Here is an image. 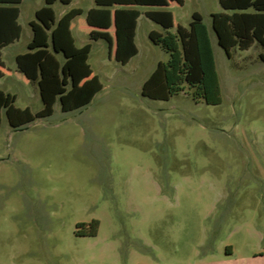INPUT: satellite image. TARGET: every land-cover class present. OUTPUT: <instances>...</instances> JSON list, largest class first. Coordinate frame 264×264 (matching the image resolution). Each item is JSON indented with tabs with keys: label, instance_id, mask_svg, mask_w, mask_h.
Wrapping results in <instances>:
<instances>
[{
	"label": "rangeland",
	"instance_id": "374dc122",
	"mask_svg": "<svg viewBox=\"0 0 264 264\" xmlns=\"http://www.w3.org/2000/svg\"><path fill=\"white\" fill-rule=\"evenodd\" d=\"M44 5H19L22 34L3 49L0 69V89L33 112L44 107L39 88L15 57L28 51ZM53 7L59 19L69 6ZM149 9H140L139 53L126 65L74 26L76 45L92 44L89 64L103 84L89 105L63 112L58 100L52 116L18 129L3 114L0 264H250L264 252V49L255 43L228 57L211 25L212 13L225 12L219 0L171 6L177 24L189 27L199 12L208 25L222 102H196L188 88L148 99L144 81L169 59L149 38L163 32Z\"/></svg>",
	"mask_w": 264,
	"mask_h": 264
},
{
	"label": "trees",
	"instance_id": "16d2710c",
	"mask_svg": "<svg viewBox=\"0 0 264 264\" xmlns=\"http://www.w3.org/2000/svg\"><path fill=\"white\" fill-rule=\"evenodd\" d=\"M57 1L70 3V0H45V5L35 13L36 19L30 22L33 36L28 51L16 57L18 71L30 83L37 84L44 107L38 112L17 107V96L0 89V129L3 114L10 126L18 129L52 116L58 100L62 111L70 112L89 105L103 89L100 77L89 64L92 44L78 47L71 31L72 22L84 10L73 8L57 21L53 7ZM22 2L0 0V68H5L3 49L21 37ZM171 2L184 5V0H95V7L86 13V22L93 28L89 37L93 41H106L110 55L115 46V60L126 65L138 54L135 38L142 12L137 7L155 8L145 15L160 25L163 32L151 31L149 38L169 54V59L158 63L144 82L142 95L167 101L188 88L196 102L204 100L208 105H219L221 84L203 16L194 12L189 27L176 25L174 13L167 9ZM219 3L225 12L212 14V26L228 57L233 49L245 51L255 43L264 49V0H219ZM260 57L264 62V52ZM94 223L98 222H92V226ZM95 235L96 232L91 234Z\"/></svg>",
	"mask_w": 264,
	"mask_h": 264
},
{
	"label": "crops",
	"instance_id": "0c3cea01",
	"mask_svg": "<svg viewBox=\"0 0 264 264\" xmlns=\"http://www.w3.org/2000/svg\"><path fill=\"white\" fill-rule=\"evenodd\" d=\"M93 1H94V6H93V7H95V0H93ZM184 2H185V0H184ZM64 5H65V4H64ZM71 5H72V0H70V3L66 5V6H69V7H68V9L62 14V16H63L66 12L70 11L71 9L76 8V7H71ZM174 5H175V6H178L176 3L171 2L170 5H169V7H168L167 9L170 10V9H171V6H174ZM93 7H92V8H93ZM141 8H149V7H137V9H139V10H140ZM81 9H82V8H81ZM90 9H91V8H90ZM90 9H88L87 11H89ZM151 9H155V8H150L149 10H151ZM87 11H86V12L84 11V13L82 14V15L85 14L84 19H82V18H81V19H78V18H80V17L82 16V15H81V16L77 17V18L72 22V25H71V31H72V35H73V37H74L73 29H74V26H75V25H77V27H78V29H79L80 32H82V33H83V32H84V33L86 32L88 35H89V33L91 32V30L93 29V28L89 27L88 24H87V22H86V13H87ZM140 11H141V10H140ZM147 11H148V10H147ZM141 12H142V11H141ZM219 13H220V12H219ZM212 14H214V13H212ZM141 15H142V14H141ZM62 16H61V17H62ZM61 17H60V18H61ZM60 18H59V19H60ZM139 18H140V17H139ZM59 19H57V21H58ZM203 19H204V18H203ZM211 19H212V15H211ZM32 21H33V20H32ZM138 21H139V19H138ZM175 24L177 25L176 21H175ZM206 25H207V24H206ZM211 25H212V22H211ZM137 27H138V26H137ZM207 27H208V25H207ZM212 28H213V26H212ZM174 29L176 30V28H174ZM208 30H209V27H208ZM213 30H214V29H213ZM154 31H156V30H154ZM136 32H137V29H136ZM209 33H210V31H209ZM149 34H150V33H149ZM210 38H211V35H210ZM135 41H136V38H135ZM29 43H30V42H29ZM211 43H212V39H211ZM136 45H137V44H136ZM83 46H84V45H83ZM212 46H213V43H212ZM137 48H138V46H137ZM91 51H92V50H91ZM25 53H26V52H25ZM108 53H109V50H108ZM138 53H139V49H138ZM2 54H3V52H2ZM22 54H24V53H22ZM114 54H115V46H114V48H113L112 55H110V54H109L110 56L108 55V56H109V59H111V60H112V59H115V58H114ZM18 55H20V54H18ZM18 55H16V57H17ZM137 55H138V54H137ZM137 55H136V56H137ZM136 56H135V57H136ZM16 57H15V60H16ZM133 58H134V57H133ZM133 58H132V59H133ZM132 59H131V60H132ZM131 60H130V61H131ZM130 61H129V62H130ZM3 62H4V61H3ZM159 62H160V61H159ZM4 64H5V62H4ZM157 65H158V64H157ZM5 68H6V67H5ZM0 69H1L2 71L4 70V68H0ZM93 71H94V70H93ZM153 72H154V71H153ZM153 72H152V73H153ZM8 73H10V70L6 71V75H7ZM152 73H151V74H152ZM94 74H96L95 71H94ZM150 76H151V75H150ZM150 76H149V77H150ZM149 77H148V78H149ZM148 78H147V79H148ZM147 79H146V80H147ZM146 80H145V81H146ZM26 81L29 83V81H28L27 79H26ZM145 81H144V82H145ZM143 84H144V83H143ZM142 87H143V86H142ZM226 256H227V257L236 256V251H235V249H234L233 247H227V248H226ZM257 259H258V260H259V259H264V252L255 253V254H253V255H250L247 259H245V261H247L248 263L251 264L253 261H256ZM255 264H257V262H255Z\"/></svg>",
	"mask_w": 264,
	"mask_h": 264
},
{
	"label": "flooded vegetation",
	"instance_id": "af4514ba",
	"mask_svg": "<svg viewBox=\"0 0 264 264\" xmlns=\"http://www.w3.org/2000/svg\"><path fill=\"white\" fill-rule=\"evenodd\" d=\"M76 234H77L78 236H84V234H79V233H77V232H76Z\"/></svg>",
	"mask_w": 264,
	"mask_h": 264
}]
</instances>
